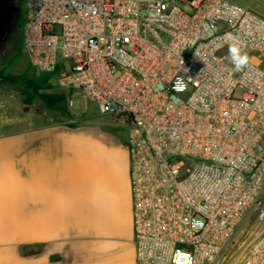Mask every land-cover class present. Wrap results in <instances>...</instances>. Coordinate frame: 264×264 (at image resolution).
<instances>
[{"label": "built area", "instance_id": "obj_1", "mask_svg": "<svg viewBox=\"0 0 264 264\" xmlns=\"http://www.w3.org/2000/svg\"><path fill=\"white\" fill-rule=\"evenodd\" d=\"M249 63L239 72L229 48ZM24 50L128 127L137 264H264V17L230 0H29Z\"/></svg>", "mask_w": 264, "mask_h": 264}, {"label": "crops", "instance_id": "obj_2", "mask_svg": "<svg viewBox=\"0 0 264 264\" xmlns=\"http://www.w3.org/2000/svg\"><path fill=\"white\" fill-rule=\"evenodd\" d=\"M22 93L0 76V264H137L127 144L116 181L119 234L111 235L96 225L110 218L114 181L85 195L108 168L81 161L85 150L71 127L37 126Z\"/></svg>", "mask_w": 264, "mask_h": 264}, {"label": "rangeland", "instance_id": "obj_3", "mask_svg": "<svg viewBox=\"0 0 264 264\" xmlns=\"http://www.w3.org/2000/svg\"><path fill=\"white\" fill-rule=\"evenodd\" d=\"M28 1L0 0V76L4 77L7 86L21 88L26 93L29 116L36 118L37 126L58 123L71 127V133L85 150L81 161L92 160L100 167L108 168L107 178L100 173L89 180L85 195L96 197L102 184L114 181L111 185L115 188L110 218L98 224L94 220L93 223L97 224L100 232L117 235L118 161L120 146L128 141V127L117 123L113 115L102 114L94 102H85L77 92L60 87L55 74L41 72L32 66L24 50ZM230 1L248 7L264 17V0ZM35 98L38 104L33 106L31 100L35 101ZM252 217L253 213L250 212L241 222L235 237L229 242L217 264H236L246 255L248 240L254 236L252 231L248 232L253 223Z\"/></svg>", "mask_w": 264, "mask_h": 264}, {"label": "clouds", "instance_id": "obj_4", "mask_svg": "<svg viewBox=\"0 0 264 264\" xmlns=\"http://www.w3.org/2000/svg\"><path fill=\"white\" fill-rule=\"evenodd\" d=\"M229 56L234 70L237 72L241 71L249 63L248 53L239 46H231L229 48Z\"/></svg>", "mask_w": 264, "mask_h": 264}]
</instances>
